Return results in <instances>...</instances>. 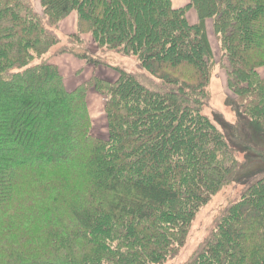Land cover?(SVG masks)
Instances as JSON below:
<instances>
[{"label":"trees","instance_id":"obj_1","mask_svg":"<svg viewBox=\"0 0 264 264\" xmlns=\"http://www.w3.org/2000/svg\"><path fill=\"white\" fill-rule=\"evenodd\" d=\"M72 12L78 28L62 44ZM208 21L236 95V121L219 120L235 145L204 112ZM86 34L138 70L68 90L52 56L108 65L88 56ZM262 67L264 0H0V264H164L199 210L238 182L182 264H264V170L240 175L250 135L264 136ZM90 89L104 97L107 137L92 133Z\"/></svg>","mask_w":264,"mask_h":264},{"label":"rangeland","instance_id":"obj_2","mask_svg":"<svg viewBox=\"0 0 264 264\" xmlns=\"http://www.w3.org/2000/svg\"><path fill=\"white\" fill-rule=\"evenodd\" d=\"M189 2L190 0H172L174 7L184 6ZM35 7L38 11H41V6L38 1L35 2ZM189 13L191 20H197L196 11L191 10ZM77 20V13L72 12L65 18L62 26L59 24L57 34L62 44L69 43L70 40H68L67 35L77 31ZM208 29L216 66L212 82L209 85L210 101L208 106L205 107L204 112L217 124V127H220L221 130L227 134L230 143L235 145V138L238 140H240V138L234 137L230 128L225 127L224 129L219 120L224 119L229 123L236 121V113L231 106V101L236 99V95L227 85L226 70L220 63L221 50L218 40L215 37L211 21H208ZM83 37L89 48L88 56L94 55L102 58L108 65L103 63L94 65L89 63L86 59H82L70 52L52 56L49 61L57 65L60 73L64 76V81L68 90H73L79 84L96 74L108 81H115L119 76L117 66L128 71L138 70L135 56L118 53L117 50H110L108 48H101L102 50H100L90 34H86ZM260 73L264 76L263 67L260 69ZM87 100L92 117V133L100 137H107L104 97L94 89H90ZM253 134L255 135L254 137L253 135L250 136L257 140L253 149L254 153L250 152L245 154L246 156L243 154L241 155L244 165L241 167L240 175L259 173L264 170V136H262L261 131H256ZM238 145L240 146L241 144ZM241 183L242 182H238L227 187L225 186V188L215 194L212 199L199 210L192 222L185 245L175 258L166 261L164 264H182L189 259L214 227L217 216L230 201L238 196L243 188Z\"/></svg>","mask_w":264,"mask_h":264},{"label":"crops","instance_id":"obj_3","mask_svg":"<svg viewBox=\"0 0 264 264\" xmlns=\"http://www.w3.org/2000/svg\"><path fill=\"white\" fill-rule=\"evenodd\" d=\"M64 21H65V19L63 21H61L60 26H62V24H63Z\"/></svg>","mask_w":264,"mask_h":264}]
</instances>
